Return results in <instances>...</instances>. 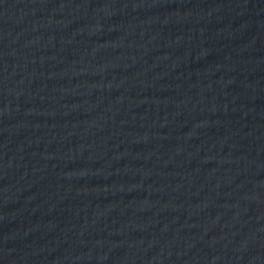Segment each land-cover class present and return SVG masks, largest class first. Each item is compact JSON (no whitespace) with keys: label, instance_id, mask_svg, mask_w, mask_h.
<instances>
[{"label":"water","instance_id":"95a60500","mask_svg":"<svg viewBox=\"0 0 264 264\" xmlns=\"http://www.w3.org/2000/svg\"><path fill=\"white\" fill-rule=\"evenodd\" d=\"M0 264H264V0H0Z\"/></svg>","mask_w":264,"mask_h":264}]
</instances>
